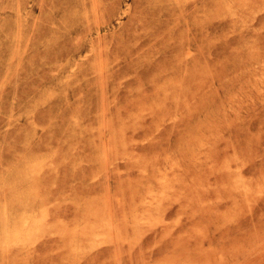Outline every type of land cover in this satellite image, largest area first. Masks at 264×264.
<instances>
[{"label":"rangeland","instance_id":"1","mask_svg":"<svg viewBox=\"0 0 264 264\" xmlns=\"http://www.w3.org/2000/svg\"><path fill=\"white\" fill-rule=\"evenodd\" d=\"M3 213L0 264H264V0H0Z\"/></svg>","mask_w":264,"mask_h":264},{"label":"bare ground","instance_id":"2","mask_svg":"<svg viewBox=\"0 0 264 264\" xmlns=\"http://www.w3.org/2000/svg\"><path fill=\"white\" fill-rule=\"evenodd\" d=\"M6 209L4 211L3 210L2 211L5 213V211H7ZM4 213H3V215H0V216H2V218H4ZM9 215H10V213H9ZM9 215H7V216H9ZM43 218L44 217H42V219ZM42 219H33L30 217H24L21 219L20 224H18L17 222L13 223V221H11L13 223V224H11V223H9L10 220L6 221L3 223V228H2L3 233H1L2 231L0 228V233H1L0 235L2 236V237L0 236V238H3V242L12 243L11 246L12 245L15 246L16 244L17 245H20V244L25 245V243L30 241V238H32L33 234H35V232H37V231H40L42 229V227L44 226L42 224V223H44V221ZM4 220H2V221H4ZM2 221H1V223H2ZM109 224H110V222L108 223V225ZM109 230L111 231V226H110ZM41 231H43V229ZM39 233H41V232H39ZM8 246H10V245H8Z\"/></svg>","mask_w":264,"mask_h":264}]
</instances>
